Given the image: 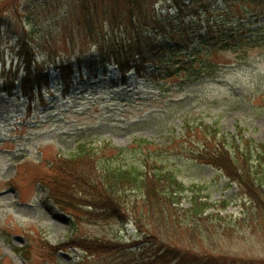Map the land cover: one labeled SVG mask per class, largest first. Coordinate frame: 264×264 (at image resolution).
<instances>
[{
	"label": "rangeland",
	"instance_id": "374dc122",
	"mask_svg": "<svg viewBox=\"0 0 264 264\" xmlns=\"http://www.w3.org/2000/svg\"><path fill=\"white\" fill-rule=\"evenodd\" d=\"M16 1L19 11L13 6ZM16 1L0 0V264H119L121 254L100 251L106 245L101 242L144 241L141 230L167 228L151 226L146 219L139 226L117 218L77 217L58 207L50 185L63 173L59 169L55 174L52 168L58 158L72 157L82 142L123 149L124 154L106 150L104 159L137 166L148 160L174 171L186 186L202 187L201 198L212 205L196 217L188 215L191 202L184 198L171 237L165 231L160 236L166 244L212 255L223 264H264V195L260 201L246 197L243 187L221 170L191 159L190 150L207 141L208 135L187 128L209 124L237 135L240 127L247 137L264 143V37L240 42L235 49L198 55L201 62L206 56L217 64L212 72L137 79L133 71L125 84L114 79L119 78L115 58L106 67L95 65L101 68L97 76L88 63H80L82 52L92 53L93 63L102 58L101 47L92 42L97 37L79 35L74 29L75 41L71 39L76 12L72 5L78 0ZM160 6L165 11L169 7L158 4L159 10ZM206 7L193 18L195 30L202 32L208 19L215 23L228 14L247 24L240 30L243 37L264 33V15L252 12L263 10L259 3L231 0L225 11L226 4L217 0ZM170 13L174 15V10ZM28 31L34 69L38 65L44 74V87L34 101L21 94L27 65L18 50L20 37ZM115 31L111 36L122 34L119 28ZM111 36L104 45L107 50L116 46ZM62 60L74 66L75 82L67 92L57 68ZM155 67L150 64V71ZM100 162L101 157H92L81 167L71 164V169H85L88 174ZM71 175L67 182L78 181ZM83 199L87 201L85 195ZM199 228L209 229L202 233ZM81 239L99 240V250L92 253L79 243L73 245V240Z\"/></svg>",
	"mask_w": 264,
	"mask_h": 264
},
{
	"label": "trees",
	"instance_id": "16d2710c",
	"mask_svg": "<svg viewBox=\"0 0 264 264\" xmlns=\"http://www.w3.org/2000/svg\"><path fill=\"white\" fill-rule=\"evenodd\" d=\"M209 1L217 0H78L72 5L76 12L73 14L75 21L70 36L75 41L73 31L77 29L79 35L97 37L92 42L101 47V61L93 63L95 56L88 52L79 53L78 56L80 63L86 62L90 70H95L96 76L101 68H96L95 65L101 63L106 67L113 58L117 59L119 68V78L114 79L117 82L122 80L125 84L133 71L137 79L160 74L163 75L162 79L181 73L188 78L203 75L205 71L212 72L217 64L207 60L206 56L201 62L198 55L203 57L202 53L205 52L235 49L240 42H253L264 37V33L260 36L243 37L240 30L247 27V24L239 18L235 21L228 18V14L215 23L208 19L202 32L195 30L192 27L195 23L193 18L207 9L206 4ZM222 1L226 4L225 11H228L227 6L231 5V0ZM248 1L264 7V0ZM158 4H168L169 7L165 11L160 6L159 10ZM13 6L17 7V11L20 10L21 5L18 6L17 1ZM173 10L174 15L170 13ZM257 11V8L252 11L255 12L253 16L264 15V8ZM1 17L2 13L0 19ZM116 28L122 34L111 36ZM109 35L116 44L110 47L112 51L104 48ZM28 36L29 31L20 37L18 50L19 57L27 65L26 81L22 85L21 94L34 101L38 89L42 91L44 87V74L38 65L34 69V44ZM150 64L156 66L153 72L149 69ZM57 68L67 92L75 82L74 66L62 60ZM104 71L107 72V69ZM15 89L13 84L10 93ZM187 128L188 132L196 129L208 135L207 141L197 149L190 150L191 159L218 168L231 182H237L243 187L246 197L248 195L252 199L261 200L264 195V143L247 137L240 127L237 135L223 133L219 127L209 124ZM139 143L149 145L150 142ZM108 149H116L118 153L124 154L123 149L112 148L109 144L96 148L82 142L72 157H60L56 160L52 170L56 174L61 169L63 175L56 183L51 181L50 190L54 195L56 191L58 207L77 217L86 215L90 219L117 218L124 223L133 222L139 226L146 219L151 226L163 224L167 228L162 230L147 227L146 231L141 230L145 235L144 241L101 242L106 245L100 251L119 252L121 255L117 260L122 261L119 264H223L218 262L219 258H212V255H202L190 248L166 244L165 239L160 237L162 231L171 237L169 234L174 229L172 227L179 222L178 210L184 198L188 197L191 202V214L188 215L202 217L205 214L212 204L201 198L202 187L199 188L197 184L186 186L174 171L151 165L148 160L137 166L118 162L116 159L113 161L102 158L106 156ZM92 157H101L100 166L92 169V172L87 174V170L81 168L76 169V172L72 171L71 164L81 167L85 159ZM69 174L76 175L78 181L67 182ZM84 195L87 201H84ZM138 197L142 198L141 206L138 204ZM199 229L205 233L209 228ZM73 241V245L79 243L85 251L95 253L99 250L96 246L99 240ZM147 242L149 243L146 244Z\"/></svg>",
	"mask_w": 264,
	"mask_h": 264
}]
</instances>
